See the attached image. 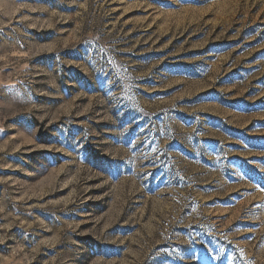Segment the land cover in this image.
<instances>
[{"label":"rangeland","instance_id":"rangeland-1","mask_svg":"<svg viewBox=\"0 0 264 264\" xmlns=\"http://www.w3.org/2000/svg\"><path fill=\"white\" fill-rule=\"evenodd\" d=\"M264 0H0V264H264Z\"/></svg>","mask_w":264,"mask_h":264},{"label":"snow or ice","instance_id":"snow-or-ice-1","mask_svg":"<svg viewBox=\"0 0 264 264\" xmlns=\"http://www.w3.org/2000/svg\"><path fill=\"white\" fill-rule=\"evenodd\" d=\"M262 190H264V189H262Z\"/></svg>","mask_w":264,"mask_h":264}]
</instances>
